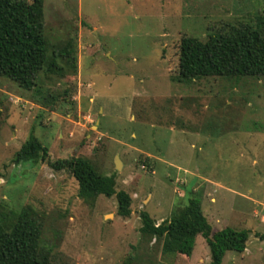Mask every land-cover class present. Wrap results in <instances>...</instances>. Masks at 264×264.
<instances>
[{
	"label": "rangeland",
	"instance_id": "374dc122",
	"mask_svg": "<svg viewBox=\"0 0 264 264\" xmlns=\"http://www.w3.org/2000/svg\"><path fill=\"white\" fill-rule=\"evenodd\" d=\"M257 16L264 0H44L48 40H73L77 72L44 81L53 109L0 77V208L33 209L50 264H210L201 235L187 256L140 230L142 212L160 224L193 197L213 231H250L221 264H264V77L179 75L183 37ZM31 134L51 161L80 156L115 175L131 215L116 196L82 199L67 170L17 163Z\"/></svg>",
	"mask_w": 264,
	"mask_h": 264
},
{
	"label": "trees",
	"instance_id": "16d2710c",
	"mask_svg": "<svg viewBox=\"0 0 264 264\" xmlns=\"http://www.w3.org/2000/svg\"><path fill=\"white\" fill-rule=\"evenodd\" d=\"M77 72L73 40L52 45L46 34L44 0H0V77L33 91L42 103L55 107V95L44 81L53 75ZM179 75L183 80L206 77H264V16L226 22L205 40L185 36L180 42ZM15 161L48 162L54 170H67L78 182V195L93 202L100 195L116 196L118 214L129 217L132 197L116 190L115 175L101 173L90 159L71 157L51 161L49 150L31 134ZM141 232L163 241L164 253L191 256L196 238H205L210 264H221L228 251L244 252L250 231L225 227L213 231L199 199L190 198L177 214L157 224L141 213ZM51 249L42 243V226L30 207L0 208V264H50Z\"/></svg>",
	"mask_w": 264,
	"mask_h": 264
},
{
	"label": "water",
	"instance_id": "95a60500",
	"mask_svg": "<svg viewBox=\"0 0 264 264\" xmlns=\"http://www.w3.org/2000/svg\"><path fill=\"white\" fill-rule=\"evenodd\" d=\"M115 163H116V167L119 168V166H120L119 158H116V159H115Z\"/></svg>",
	"mask_w": 264,
	"mask_h": 264
}]
</instances>
